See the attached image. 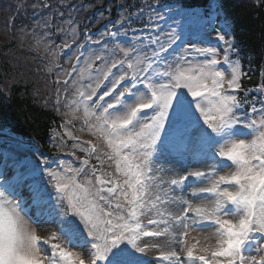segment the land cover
I'll return each mask as SVG.
<instances>
[{
  "label": "snow or ice",
  "instance_id": "obj_1",
  "mask_svg": "<svg viewBox=\"0 0 264 264\" xmlns=\"http://www.w3.org/2000/svg\"><path fill=\"white\" fill-rule=\"evenodd\" d=\"M145 11L140 30L121 17L95 37L84 35L67 54L69 67L54 63L56 110L71 91L83 110L81 131L102 138L114 172L101 171L105 161L91 140L72 145L71 155L84 153L76 167L41 154L14 164L11 175L0 168V264H146L145 238L158 248L161 237L168 247L157 264H264V83L250 98L242 86L247 73L230 60L238 51L228 33L217 32L224 53L218 59L210 15L181 6L167 9L166 19L146 4L136 17ZM42 27L49 28L47 19ZM192 38L203 46L185 47ZM54 47L63 52L71 44ZM57 55L51 52L53 61ZM53 140L67 150L63 136ZM41 173L51 191L40 184ZM25 189L33 206L44 207L33 222L56 221L59 235L30 230ZM209 230L212 247L186 239Z\"/></svg>",
  "mask_w": 264,
  "mask_h": 264
},
{
  "label": "trees",
  "instance_id": "obj_2",
  "mask_svg": "<svg viewBox=\"0 0 264 264\" xmlns=\"http://www.w3.org/2000/svg\"><path fill=\"white\" fill-rule=\"evenodd\" d=\"M237 2L232 0L226 11L234 20L237 39L250 64L256 67L264 58V2ZM31 48L32 41L20 29L8 27L6 19L0 18V122H9L17 132L43 142L56 121L55 99L45 94L40 77L45 81L46 68L37 69V57H31ZM31 59L39 75L28 66Z\"/></svg>",
  "mask_w": 264,
  "mask_h": 264
},
{
  "label": "rangeland",
  "instance_id": "obj_3",
  "mask_svg": "<svg viewBox=\"0 0 264 264\" xmlns=\"http://www.w3.org/2000/svg\"><path fill=\"white\" fill-rule=\"evenodd\" d=\"M225 171H228V170H225ZM161 227H163V226H161ZM30 230H31V228H30ZM53 230H54L53 227H49L47 229V231H41V232L44 235H48V234L52 233ZM37 231H39V230H37ZM210 232L211 231H206V232L193 231V232H190L189 236L186 239L188 240L189 244L198 242L197 243V248L198 249L201 248V246H205V245L209 246V247H212V246L215 245V241H214L213 238H211ZM145 240L148 241V244H149V247H150V253H159L160 254L161 251H166L167 250L168 245H167V243H165V238L164 237L159 238V246H158V248L156 246L157 241L154 240L153 238H145ZM154 248H156V250ZM253 255H257V254L255 253Z\"/></svg>",
  "mask_w": 264,
  "mask_h": 264
}]
</instances>
